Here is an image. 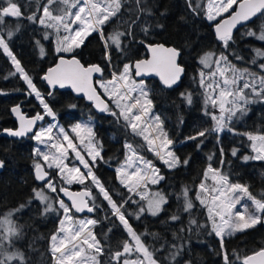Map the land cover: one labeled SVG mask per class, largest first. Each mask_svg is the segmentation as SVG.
I'll use <instances>...</instances> for the list:
<instances>
[{
	"label": "snow or ice",
	"instance_id": "6c2138e0",
	"mask_svg": "<svg viewBox=\"0 0 264 264\" xmlns=\"http://www.w3.org/2000/svg\"><path fill=\"white\" fill-rule=\"evenodd\" d=\"M127 3L128 0H47L42 9L38 6L36 11L27 15L26 18L34 24L52 30L51 33L45 31L43 38L47 40L50 35L55 34L57 53H72L80 48L89 36L97 33L104 41L105 58L111 63L108 49L114 47L118 51H124L123 38L132 36V33L130 30L127 32L113 30L105 35L104 26L111 18L116 17ZM141 3L142 0H136L138 6ZM187 3L195 14L200 15L202 12L204 19L212 24L216 39L221 42L225 50H230V42L231 44L236 43L233 30L237 29L238 25L245 26L254 17H259L264 21V0H196L195 6L192 0H187ZM53 5L57 6L52 7ZM138 10L149 16L153 14L150 7ZM37 13L41 14L38 16ZM24 15L17 0H3L0 3V26L5 24V17L20 18ZM157 27H162V25H157ZM16 29L19 30L18 24ZM142 31L147 34L149 26L145 24ZM244 35L264 42V23L260 24L258 31L249 28ZM12 36L13 32L9 30L8 39L10 40ZM36 43L40 46L39 41ZM0 49L11 58L16 72L20 73L31 93H35L43 106L44 114L55 120L56 114L46 103L20 61L9 49L2 29H0ZM147 49L151 53L150 59L125 64L121 72L111 74V79H97L95 84L93 75L99 74L103 77L104 69L98 64L85 66L75 56L68 59L61 56L56 67L50 68L43 79L53 87L59 85L60 88H65L67 86L76 93H83L99 112L107 113L118 121H122L123 126L130 130L133 136L140 137L145 142L148 151L154 153L164 165L171 169L179 166L181 161L170 148L173 141L164 129L163 121L158 114L152 112L154 105L150 98V90L143 80L138 81L133 77V72L135 77L155 73L160 77L164 86L172 88L180 80L184 67L177 63L180 51L174 47L149 44ZM252 52L254 55L251 63L264 72V63H257L264 60V48L255 47ZM40 54L44 55L43 46H40ZM235 58L243 59L239 55ZM198 63L202 66L198 72L197 82L204 89L202 93L204 114L210 117L213 125L186 139L199 140L200 137L215 134L219 142V134L225 130L235 133L231 126L233 119L244 116L248 111V105L254 102H264V75L248 68H238L228 59L224 51L219 53L214 50L205 51L199 56ZM241 81H243L242 84ZM51 94L50 92L49 95ZM181 96L187 105L193 103L191 92L181 93ZM11 111L19 119V128L4 131L14 137H23L33 132L37 121L44 119V115L40 113L27 117L22 113L19 105L13 107ZM94 127L89 121L83 124L76 123L70 130L50 124L34 131L32 138L47 149L43 151L37 147L33 150V155L40 158L34 161L35 178L42 182L46 181V183L39 190L33 189L34 195L26 204H21L18 208L0 216V264H12L13 261L26 264L22 252L9 251L8 248L13 247L14 238L19 239L22 235V229L13 217L31 204L33 199L39 200L44 205L43 215L50 212L62 215L56 231L50 236V251L54 264H100L97 257L104 254V247L93 231L98 221L91 218L77 220L72 215L73 209L76 213L85 211L93 213L97 210L99 205L96 203V196L93 195L92 186H95L98 194L108 201L112 214L124 225L131 241L134 242L130 243L125 240L121 251L110 253L109 264L113 262L115 264H159V261L154 258L156 250H149V246L142 241L141 234H138L129 224L122 211L126 201L118 205L93 171L97 160H104L101 155L103 144L97 138ZM235 134L245 136L249 142L248 147L252 154L243 156L244 161H264V132ZM203 142L199 140L197 147ZM145 145H134L126 141L124 162L115 170L120 184L130 193L141 187L146 189L148 183L158 184L164 179L160 175L159 168L141 154L140 148ZM237 152L238 149H232L233 156H236ZM220 153V164H223V148L220 149ZM208 159L211 160L212 157L209 156ZM70 160L79 161L87 171L82 172L79 166L70 164ZM183 164L187 165L188 160L185 159ZM45 166L48 169L57 170L56 174L64 184L86 185V182L91 180V185L85 186L81 191H69L68 188L59 186L53 180L48 179L51 173L45 171ZM3 167L4 161L0 160V169ZM58 187L59 192L71 200V206L60 199L59 194L53 200L44 190L48 189L56 193ZM190 191L185 186L180 194L183 198V210L186 212H191L195 207L193 199L189 196ZM235 193L241 195H234ZM139 195L140 200H147V204L138 208L135 213L136 219H139L145 212L153 216L157 215L162 210V205L168 202L166 196L159 191L152 193L151 198L147 197L144 192H140ZM245 195L254 205L255 212L252 214L248 213L247 203L240 204ZM194 199L207 209L210 222L208 234L214 233L220 239L221 249L224 247L225 235L231 236L235 232L246 231L262 222L264 200L252 196L247 186L230 183L228 175L223 174L220 168H213L211 164L205 169L200 183L196 186ZM133 203H139V201H133ZM237 204H240V211H235ZM171 219L178 220L179 216L173 215ZM189 223L195 225L197 221L191 219ZM199 227L208 228L209 225L201 224ZM6 243L8 248L5 247ZM133 252L139 254L135 260L129 258ZM176 254L173 253V259ZM222 254L224 264H231L227 253ZM122 256L124 259L121 261ZM237 259L241 260V264H264V248L251 255L237 256Z\"/></svg>",
	"mask_w": 264,
	"mask_h": 264
},
{
	"label": "trees",
	"instance_id": "16d2710c",
	"mask_svg": "<svg viewBox=\"0 0 264 264\" xmlns=\"http://www.w3.org/2000/svg\"><path fill=\"white\" fill-rule=\"evenodd\" d=\"M2 2L3 0H0V3ZM17 2L21 6V11L25 13L24 17H5V24L0 26L9 49L52 108L60 125L68 129L82 120H96L94 131L103 144L101 155L104 160L98 159L93 171L118 205L126 201L122 211L129 224L141 234V239L149 246V250H156L154 258L159 264H224L223 252L227 253L231 264H241L237 256L251 255L264 248L262 219L256 227L225 238L224 247L221 249L220 239L214 233L208 234L210 222L207 209L194 199L196 186L200 183L205 169L211 164L213 168H220L223 174L228 175L231 183L247 186L252 196L264 200V161L243 163L241 156L232 155L234 148L241 149L242 154L251 153L246 137L235 133L264 132V102L249 106V113L244 118L240 120L234 118L231 126L235 133L225 130L219 135V142L215 134L200 137L199 140L204 142L199 144V147H197L199 140L186 139L213 125L210 117L204 114L202 95L204 89L197 82L198 72L202 68L198 63L199 56L208 50L217 53L224 51L228 59L238 68H248L264 75L257 65L251 63L254 55L252 49L264 48V42L244 35L249 28L258 31L264 21L258 17L253 23L237 31L233 36L236 43L230 42V50H225L221 42L216 39L212 24L204 19L202 12L200 15L195 14L188 7L187 0H146V2L142 0L139 6L136 0H128L120 13L104 26L105 35L113 30L121 32L130 30L132 33V36L123 38L124 51H118L114 47L108 49L111 57L109 63L105 58L104 41L97 33L89 36L72 55L57 53L55 34L50 35L47 40L43 38L45 31L51 33L52 30L34 24L26 18L27 15L35 12L38 6L42 9L47 0H17ZM195 3L196 0H192L193 6ZM143 7H150L153 14L149 16L147 13H141L138 9ZM40 14L37 13L38 16ZM145 24L149 26L147 34L142 31ZM9 30L13 32L10 40L7 37ZM36 41H39L40 46L44 48L43 56ZM149 44H163L178 49L181 52L180 63L186 70L185 78L176 89L163 88L157 80L146 82L153 101V109L163 121V127L173 141L172 151L179 157L181 164L175 169H169L161 162H156L164 179L153 188L163 193L168 202L159 216H151L145 212L136 219L135 213L141 205H145V202L133 203L132 194L120 184L115 170L124 162L126 141L134 145H145V142L140 137L133 136L130 130L123 126L122 121L107 113H98L92 105L76 98L71 92L59 88H47L43 76L61 56H76L85 66L100 65L104 73L99 79H111V74L121 72L125 64H134L138 60L147 58ZM236 55L243 59L237 60ZM257 63H264V60ZM186 92L193 94L191 105H187L182 99L181 93ZM0 93H3L0 94V160L4 161V167L0 171V216H2L18 208L19 205L26 204L33 197V189L44 186L39 184L34 176V161L38 158L33 155V150L37 147V141L32 138L33 136L21 139L1 136L5 129L17 127L11 111L13 107L20 105L28 116L44 112L35 93H31L2 49H0ZM72 105L75 107H71ZM50 121L48 116H44L40 127L49 124ZM221 148H223V164H220ZM140 152L145 158L154 160L146 145L140 148ZM209 156L212 157L211 160L208 159ZM185 159L188 160L187 165L183 164ZM46 170L51 173L50 180L59 186L67 187L56 174L57 170L47 168ZM88 185H91V180H88L86 185L75 184L71 189L82 190ZM185 186L191 190L189 196L195 204L191 212L183 210V198L180 194ZM57 192L61 195L59 187ZM92 192L99 205L94 214L91 217H81L72 212V215L76 219L93 218L98 221L97 224L100 225L95 227L94 233L104 247V254L99 255L98 260L100 264H109L110 253L121 251L123 242L125 240L130 242L131 239L124 225L112 214L108 201L98 194L95 186H92ZM42 210L43 206L33 199L32 203L15 217L22 229V235L15 240L14 248L24 254L26 264H54L50 251V236L56 231L62 215L53 212L43 215ZM173 215L179 216V219L172 220ZM191 219H195L197 224L191 225L189 223ZM201 224H208L209 227L200 228ZM173 253H177L174 259ZM120 259L122 261L124 257ZM12 264H20V262L13 261Z\"/></svg>",
	"mask_w": 264,
	"mask_h": 264
},
{
	"label": "rangeland",
	"instance_id": "374dc122",
	"mask_svg": "<svg viewBox=\"0 0 264 264\" xmlns=\"http://www.w3.org/2000/svg\"><path fill=\"white\" fill-rule=\"evenodd\" d=\"M12 52V51H11ZM73 53V52H72ZM72 53H67V55H72ZM9 57V56H8ZM9 59H10V61H11V58L9 57ZM17 59V58H16ZM11 63H12V61H11ZM13 64V63H12ZM13 66H14V68H15V65L13 64ZM237 66V65H236ZM202 67V66H201ZM238 67V66H237ZM207 71V70H206ZM18 73V72H17ZM19 75H20V73H18ZM21 76V75H20ZM134 78H135V76H133ZM136 79V78H135ZM139 81V80H138ZM145 82V81H144ZM241 84L243 83V81H241L240 82ZM145 84H146V87L148 88V86H147V83L145 82ZM149 89V88H148ZM246 91H248V90H246ZM39 100V99H38ZM40 102V101H39ZM255 103H257V102H254V103H252V104H250V105H248V107L249 106H251V105H254ZM43 107V106H42ZM152 112L153 113H155V114H157L155 111H154V109H152ZM248 113H249V109H248V111H247V113L244 115V116H242L241 118H239L238 120H240V119H242V118H244L245 116H247L248 115ZM43 115L44 116H47V115H45L44 114V112H43ZM238 116H239V113L237 114ZM50 119H51V121H50V123L49 124H47V125H44L43 127H47V126H49L50 124H56V125H58V126H62V125H60L59 123H58V121H57V116H56V119L55 120H53L52 119V117H50V116H48ZM161 119V118H160ZM234 120V119H233ZM91 122L95 127H96V120L95 119H86V120H82V121H79V122H77V123H88V122ZM75 125V124H74ZM73 125V126H74ZM63 127V126H62ZM95 127H94V129H95ZM40 128V127H39ZM38 128V129H39ZM72 128V126L70 127V128H68V129H66V130H70ZM54 133H55V129H54ZM224 133V132H223ZM72 135H74V134H72ZM157 143H159V142H157ZM172 146H173V144L170 146V148H171V150H172ZM37 147H40L43 151H46L47 149H45L42 145H40L38 142H37ZM36 147V148H37ZM238 149V148H237ZM150 152V151H149ZM152 155H153V157H154V160H150V161H152V163L158 168V166H157V164H156V162H161L160 161V159L158 158V157H156L155 155H154V153H152V152H150ZM252 153H244V154H242V150L241 149H238V152H237V155L235 156V157H237V156H241V161L243 162V163H249V162H251V161H256V160H248V161H244L243 160V156H245V155H251ZM71 155V154H70ZM38 158V157H37ZM87 158V157H86ZM145 158V157H144ZM38 159H40V158H38ZM145 159H147V158H145ZM147 160H149V159H147ZM69 163L70 164H75V166H79L80 168H81V171L82 172H86L87 170L86 169H84L83 168V166L79 163V161H74V160H70L69 161ZM162 163V162H161ZM163 164V163H162ZM166 166V165H165ZM167 167V166H166ZM178 167V166H177ZM177 167H175V168H177ZM47 167L45 166V169H46ZM175 168H171V169H175ZM48 169V168H47ZM170 169V168H169ZM230 182V181H229ZM208 183H211V181H209ZM231 183V182H230ZM76 183H73V184H71V185H67L66 184V188H68V189H71V187L73 186V185H75ZM157 184H151V183H148L147 184V188L145 189V188H143V187H141V188H138V189H136L135 190V192H133V193H131L132 194V197L131 198H133V201H139V203H141V202H145V205L147 204V200H140V195H139V193L140 192H144L145 193V195L147 196V197H149V198H151V196H152V193H154V192H157L156 190H154V188L153 187H155ZM41 189V188H40ZM37 190H39V189H37ZM45 190V192H46V194H48L49 196H50V198H52L53 200H55V198L57 197V194H59L58 192H56V193H52V192H50L48 189H44ZM34 195V194H33ZM234 195H241L240 193H235ZM59 198L60 199H62L61 198V196H60V194H59ZM167 198V197H166ZM35 200V199H34ZM35 201H38L39 203H40V201L39 200H35ZM167 201H168V199H167ZM65 202V201H64ZM66 203V202H65ZM245 203H247L248 205H249V209H248V213L249 214H252V213H254L255 212V208H254V205L252 204V201H250V200H248V198H247V196L245 195L244 196V198L240 201V204H245ZM41 204V203H40ZM67 204V203H66ZM136 204H138V203H136ZM167 204V203H166ZM166 204H164V205H162V210L157 214V215H155V216H159L161 213H162V211H163V209H164V207H165V205ZM240 204H237V206H236V209H235V211H240ZM42 206H43V208H44V205L43 204H41ZM55 207H58V205H54ZM14 210V209H13ZM62 211V210H61ZM22 212V211H21ZM20 212H18V213H16L15 214V216L13 217V219L15 220V217H16V215H18ZM51 213V212H50ZM148 213V212H147ZM149 214V213H148ZM151 215V214H150ZM262 216H263V214H261ZM151 216H153V215H151ZM81 219H84V218H81ZM91 219H93V218H91ZM262 219H263V217H262ZM77 220H79V219H77ZM260 224V223H259ZM259 224H257V225H259ZM99 224H97V225H95L94 226V228H93V231H94V229H95V227L96 226H98ZM256 225V226H257ZM255 226V227H256ZM250 229V228H249ZM240 232H244V231H238V232H235L233 235H231V236H235L236 234H238V233H240ZM227 237H229V236H227V235H225V237H224V239L225 238H227ZM15 238L13 239V247H11V248H8V245H7V243L5 244V247L6 248H8V250L9 251H17L18 249L17 248H14V243H15ZM130 243H134L133 241H131L130 240ZM19 251V250H18ZM137 255H139L138 253H135V252H133L132 254H131V256L129 257L131 260H135L136 259V256ZM98 258V257H97ZM142 258V257H141ZM19 262V261H18Z\"/></svg>",
	"mask_w": 264,
	"mask_h": 264
},
{
	"label": "water",
	"instance_id": "95a60500",
	"mask_svg": "<svg viewBox=\"0 0 264 264\" xmlns=\"http://www.w3.org/2000/svg\"><path fill=\"white\" fill-rule=\"evenodd\" d=\"M258 17H254L251 21H248L247 22V24L245 25V26H240V25H238L237 26V29H234L233 30V36L236 34V32L237 31H239L240 29H242V28H244V27H246V26H248L249 24H251V23H253L256 19H257ZM153 45H156V44H153ZM165 47H169V46H166V45H164ZM147 55H148V57L147 58H145V59H150L151 58V53L148 51V49H147ZM63 57H65V59H68V58H71L72 56H63ZM76 57V56H75ZM77 58V57H76ZM180 58H181V52H180V56L177 58V63L178 64H180L181 65V63H180ZM78 59V58H77ZM145 59H142V60H145ZM80 61V60H79ZM81 62V61H80ZM59 63V60L57 61V63L53 66V67H51V68H54V67H56V65ZM82 63V62H81ZM135 63V62H134ZM83 64V63H82ZM184 67V66H183ZM48 73V71L46 72V74ZM45 74V75H46ZM44 75V76H45ZM135 75V74H134ZM185 75H186V70H185V67H184V73L181 75V77H180V80L178 81V83L177 84H175L172 88H167L166 86H164L163 85V83H162V81L160 80V77L158 76V75H156L155 73H152V74H148V75H144V76H141V77H135L137 80H143V81H150V80H157V81H159V83L161 84V86L163 87V88H167V89H176V88H178L180 85H181V83H182V81H183V79L185 78ZM43 76V77H44ZM99 78H101L100 77V75L99 74H94L93 75V83L95 84V81L97 80V79H99ZM43 81H44V83H45V85L47 86V88H49V89H53V88H59V89H61V90H65V91H69V92H71L76 98H79V99H83V100H85L88 104H90V105H92V102H90L89 100H87V98L84 96V94L83 93H76L72 88H70V87H65V88H60L59 87V85H56L55 87H53V86H51V85H49V83L46 81V80H44L43 79ZM20 106V105H19ZM93 106V105H92ZM20 108H21V111H22V113L23 114H25L27 117H33V116H28V114H26L25 112H24V110H23V108L20 106ZM94 108V107H93ZM95 109V111H97L98 113H104V112H99L96 108H94ZM12 115H13V118H14V120L16 121V124H17V127L15 128V129H18L19 128V119L17 118V116L12 112ZM43 121H44V119L43 120H41V121H37V123H36V125H35V127H34V130H33V132H29L26 136H23V137H14V136H10V135H8V133L7 132H5V131H3L2 133H1V136L2 137H6V138H11V139H21V138H25V137H29V136H33L34 135V131L35 130H38V128H39V126L43 123ZM15 129H13V130H15ZM0 171H1V169H0ZM45 171H47L46 169H45ZM34 176H35V171H34ZM49 180L51 179V176H49V178H48ZM36 181L39 183V184H44V183H46V181H44V182H42V181H39V180H37L36 179ZM69 191H72V192H77V191H81V190H72V189H69ZM61 198L69 205V206H71V200H69V198L67 197V196H64V194L63 193H61ZM73 212L76 214V215H78V216H88V217H91L93 214H94V212L93 213H88L87 211H85V212H83V213H76L75 212V210L73 209ZM263 225H264V217H263Z\"/></svg>",
	"mask_w": 264,
	"mask_h": 264
}]
</instances>
